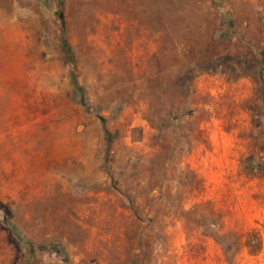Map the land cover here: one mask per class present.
Returning a JSON list of instances; mask_svg holds the SVG:
<instances>
[{"label":"rangeland","instance_id":"obj_1","mask_svg":"<svg viewBox=\"0 0 264 264\" xmlns=\"http://www.w3.org/2000/svg\"><path fill=\"white\" fill-rule=\"evenodd\" d=\"M0 264H264V0H0Z\"/></svg>","mask_w":264,"mask_h":264},{"label":"trees","instance_id":"obj_2","mask_svg":"<svg viewBox=\"0 0 264 264\" xmlns=\"http://www.w3.org/2000/svg\"><path fill=\"white\" fill-rule=\"evenodd\" d=\"M61 45L64 49V51L67 54L68 58H71L72 61V52L70 47L68 46V44L66 43L65 39L62 37L61 39ZM71 87L73 92L75 93V97L78 100L79 104H81L82 106H86L85 105V91L84 89L77 83L76 79L74 76H71Z\"/></svg>","mask_w":264,"mask_h":264}]
</instances>
